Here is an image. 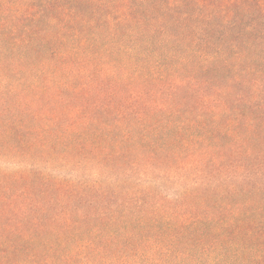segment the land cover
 Segmentation results:
<instances>
[{"label":"trees","instance_id":"obj_1","mask_svg":"<svg viewBox=\"0 0 264 264\" xmlns=\"http://www.w3.org/2000/svg\"><path fill=\"white\" fill-rule=\"evenodd\" d=\"M0 264H264V0H0Z\"/></svg>","mask_w":264,"mask_h":264}]
</instances>
